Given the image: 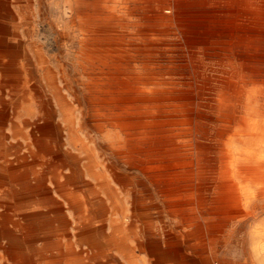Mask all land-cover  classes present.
<instances>
[{
	"label": "rangeland",
	"instance_id": "obj_1",
	"mask_svg": "<svg viewBox=\"0 0 264 264\" xmlns=\"http://www.w3.org/2000/svg\"><path fill=\"white\" fill-rule=\"evenodd\" d=\"M127 1L73 0V11L65 14L63 0H0V52L5 56V64L0 67V104H7L8 119L12 115L18 122L0 125L7 136L3 143L9 147V151L0 154V222L7 215L26 224L25 213L16 212L20 206L25 211L42 210L44 214L40 217H43H37L35 223L49 219L58 227L59 222L54 219L65 215L71 226L77 228L73 218H79L82 213L71 202L76 198L84 203L88 237L92 233L93 239L99 241L109 237V226L120 228L136 254L149 255L147 264H166L158 260L156 251L138 244L149 239L160 249L177 253L178 259L181 254L183 264H264L261 260L255 262L251 251L256 235L257 243L264 244V192H255L247 186L246 192L239 193L240 199L237 193L220 192L207 183L200 192L187 188L176 194L181 196L166 202L145 175L121 155L130 143L126 132L133 133L137 128L134 121L121 122L113 128L96 123L92 112L93 104L106 101L122 104L126 100L139 102L148 98L182 103L187 111L184 117L152 125L173 128L171 138L167 136V139L178 145H190L188 151H204L198 160L194 157V164L201 173H215L220 159L213 153L212 145L230 131L218 128L213 120L218 95L234 92V103L244 104L245 97L255 88L254 93L257 97L261 95L264 102V82L253 85V75L241 69L240 58L244 52L264 54V45L227 44L225 38L233 31L227 28L231 24L223 22L254 21V18L262 21L264 0H160L171 9L173 4L189 5L188 11L177 12L191 14L184 18L185 23L175 18L173 10L168 13L170 18L155 20L153 13L148 12L150 3ZM251 28L250 33L264 37V26ZM195 35L200 40L193 42ZM107 74H115L112 76L115 82L111 84L117 85L100 80L109 77ZM224 79L244 81L230 86ZM139 81L144 85L136 83ZM178 128L187 129V134L182 136L181 130H175ZM71 139L80 141L82 147L74 146ZM233 144V149L240 146ZM89 157L103 171L105 180L90 177L85 167ZM2 179L10 183H1ZM108 189L113 198L107 194ZM32 192L38 196H32ZM170 201L184 203L180 208H170ZM49 202L59 204L61 211L54 212ZM2 227L0 264H17L8 254L20 251L10 246ZM8 227L12 229L11 225ZM15 232L19 234L18 230ZM79 233L76 231L72 238L76 252L71 251L69 264H85V253L90 264H127L108 242L99 257L93 244L85 246V252ZM59 240L62 244L66 242V238ZM32 247L34 252L25 258L29 264H39L44 256L57 253L48 252L44 239L37 240ZM40 250L47 252L42 255L37 252ZM171 262L167 264L174 263Z\"/></svg>",
	"mask_w": 264,
	"mask_h": 264
},
{
	"label": "bare ground",
	"instance_id": "obj_2",
	"mask_svg": "<svg viewBox=\"0 0 264 264\" xmlns=\"http://www.w3.org/2000/svg\"><path fill=\"white\" fill-rule=\"evenodd\" d=\"M72 1L73 0H63L62 8L65 11V14L71 13L73 11L75 4H73L74 2L72 3ZM139 1L142 4L150 3V5H151L150 10L151 11H148V12L153 13V17L155 18V20H163V19L166 20L167 18H170L168 13H170L171 10H173L175 18L182 20L181 21L182 23L186 22V21H184V18H188L191 15L188 12L187 13H180V14L177 13L178 10H181V11L187 10L188 11L189 9H191V7L189 5L186 6L183 4H173V8L171 9V8L167 7V3L165 2L166 0L165 1L139 0ZM238 2H240V1H238ZM132 4H134V3H132ZM114 6H113V8H114ZM95 7H98V5ZM95 7H94V9H95ZM123 8L124 7H122V9ZM78 9H79V7H78ZM85 9H87V8H85ZM80 11H81V8H80ZM93 12H96V11H93ZM93 12H91V13H93ZM238 12H240V11L238 10ZM226 15H227V13H226ZM234 16L235 15H233V18H234ZM90 17H93V15ZM214 19H216V18H214ZM253 20L254 21H232V22H230L228 20V21L223 22L224 25L231 24L230 28L229 27H227V28L231 29V31H233V32L228 34V38H225L227 44H233L234 43V46H236L235 43H238L241 46L249 45V47H251L252 45H254V46L255 45L256 46L257 45H264V37L254 35V34H257L255 32L250 33V29H252L251 28L252 26H261V27L264 26V14L262 15V18H261L262 21H255V18ZM90 33H92V32H90ZM99 33H101V32H99ZM187 40H192V39H187ZM197 40H200V39L197 38V35H195L193 42H195ZM215 40H217V39H215ZM218 42L219 43H225L223 41H218ZM123 45H125V44H123ZM104 46L109 47V45H107V46L104 45ZM116 46H119V45H116ZM125 46H127V45H125ZM144 46H146V44ZM154 46H157V45H154ZM162 46H163V44H162ZM223 47H225V46H223ZM82 48H83V46H82ZM93 48H96V47H93ZM116 48H118V47H116ZM209 50L211 51V49H209ZM212 51H214V50H212ZM222 52H224V51H222ZM234 54H237V53H234ZM243 54L244 55L240 56L242 63H243V68L241 67V69L245 70L246 73L253 75V77H252V84L253 85H257L256 83H259V84L263 83L264 82V54L250 55L247 52H244ZM223 56L227 57V55H223ZM4 58H5L4 54H1V52H0V67L1 68L5 64L4 63L5 61H3ZM229 58H231V57H229ZM122 59H124V58H122ZM226 59H228V58H226ZM114 62H113V64H114ZM85 63L86 62H84V64ZM9 65H10V63H9ZM118 65H119V63H118ZM155 72H158V71H155ZM242 74H241V76H242ZM113 75H115V74H113ZM113 75H108L109 77H105V78L102 77V78H100V80L108 81L109 85H112V86L117 85V84H111V83L115 82V79L113 80V77H112ZM116 75H118V74H116ZM132 75H136V74H132ZM150 75H152V74H150ZM90 76H92V75H90ZM96 76H98V75H96ZM224 76H225V73H224ZM190 79H192V78H190ZM98 81H99V78L96 77L95 82H98ZM243 81L244 80H241V79H237L236 82L233 79L225 80V82H227L230 86H232L234 84L239 85ZM139 82H136V83L137 84L142 83V81L140 83ZM143 82H146V81H143ZM189 82H191V81H189ZM195 82H197V81H195ZM152 83H154V82H152ZM48 84H51V83H48ZM89 84H91V83H89ZM171 84H172V82H171ZM185 84H184V86H185ZM228 84H227V86H228ZM127 85H128V83H126L124 86H127ZM246 86H247V88L249 87L248 85H246ZM94 87H95V85H94ZM107 88H109V87H107ZM113 88H115V87H113ZM254 89L245 97L244 104H239L240 102L238 104L234 103V100H235L234 92H233V94L226 93L225 95L224 94L218 95V97L216 99V105H215L216 111L214 112L216 114H214L213 120L216 123V126H218V128H220V129L223 128L224 131H228V130H230V131H229V134H225V135L220 134L222 136L221 140L220 141L217 140L215 142V144L212 145L213 153H215V152L217 153V155L219 156L218 158L220 159V163L217 166L218 170L215 173H209V174L199 172L197 165L195 166V164H194V157L196 158V160H198L201 156L204 155V153H203L204 151H201L198 149H197L198 151H192V150L188 151L187 147H190V145H187V147L185 145H178L175 142H173V140L167 139V136H169L171 138V130H174L173 128L166 127V126H160V127H154L153 126V125H156L158 123H162L161 121H165V120L169 121L171 119H178V118L184 117L187 114V111H186V109L183 108L184 106H182V103L180 104V103L173 101V100H167V103H165V101H166L165 99L159 100V101H157V100H151L150 101L148 98L140 99L139 102L141 101L142 103L126 100L125 102H122V104L117 103V102H114L112 104H109V103L107 104V101H106L105 104L104 103L102 104L101 102L98 105L93 104L92 107H94V108H93L92 112H93V115H95V117H96V120H94V121H96V123L98 122L99 124L101 123L103 125L107 124V126H111L113 128H117V126L121 122L123 123L126 121L125 123L129 124L130 122L128 123V121H134L137 128L135 129V131L133 133L129 132V131L126 132L127 139H129L130 143L126 147V149H125L126 151L122 152L121 155L125 156L126 162L129 165L135 166L137 168V170H139V172H141L143 175H145V178L152 185H154L157 188L159 194L161 195L162 198H164L166 200V202H167V199H169V198L181 196L180 194L184 191H187V188L188 189L192 188L196 193L200 192V191L204 190L207 183H212L214 185L215 189H217L220 192L237 193L238 198L240 197V199H241L242 197L239 196V193L240 192H242V193L246 192L245 190H246L247 186L255 189V192L258 191L261 194H263V192H264V104H263L264 102H263L261 95H260V97L256 96V93H254L255 92ZM227 90H229V88ZM241 92H242V90H241ZM157 94H159V93H157ZM261 102H263V103H261ZM206 105H209V104H206ZM104 110H105V113H104ZM197 124H198V122H197ZM204 124H205V122H204ZM0 125H3V124L0 123ZM225 128H227V129H225ZM175 130L180 131L181 128H178ZM183 131H186V132L183 133ZM181 132H182V136H183L184 134H187V129H182ZM206 134H207V132H206ZM217 135H219V134H217ZM175 136H178V135L176 134ZM221 136H219L218 139ZM6 137L7 136L4 133V131L2 129H0V154H4L5 151L9 149V147L7 148L6 145L3 143L4 139ZM212 137H213V135H212ZM181 138H184V137H181ZM135 139L138 142L133 143V141ZM71 142L76 147H82V143L76 139H71ZM187 143H190V142H187ZM233 143H238L240 146L233 149L232 148V145H234ZM14 150H16V149H14ZM18 152L17 153L15 152L16 153L15 155H17ZM131 153L135 156H133ZM7 160H8V158H7ZM9 161H11V160H9ZM13 162H15V161H13ZM85 167H86L87 172L90 174V177H92L93 179H95V180L102 179V181L105 180L104 179L105 174L103 173V171L99 170L97 163L95 161H93L90 157H89V163ZM97 168L99 170L98 172L96 171ZM44 175H46V174H44ZM102 183H110V182L104 181ZM195 183H202V185H200L201 187H197V185ZM203 183H205V184H203ZM192 189H191V191H193ZM108 191H109V189L107 190V194L111 198H113L112 192H110V191L108 192ZM188 191H190V190H188ZM177 193H180V194L176 195ZM184 196H185V194H184ZM186 196H188V195H186ZM236 198H237V196H236ZM240 199H238V200H240ZM182 201L179 203H175V202L170 201V203H168V207L180 208L182 206V204L184 203ZM71 202H73V204H75V207L78 208L79 212L82 213V215L79 218H77V219L73 218V221H75V223H78L77 228L74 226H71V222L67 219V217L65 215H59V216H57L56 219H54L55 221L59 222L58 227H56L51 222L52 220L50 221L48 218H47L48 220H46L47 222L35 223V220L37 219V217L39 218L40 215H43L44 213H41L42 212L41 209H37V208L34 209L33 207H32L33 209H31V208L29 210L26 209L27 211H25V209L20 207V206H18V208L16 209L17 210L16 212L19 214L22 213V215H23L25 213V215L23 217L26 220V224L21 223L19 220H14L10 216H7V215L2 216V219L0 222V225L3 226L2 227L3 228L2 234L4 233L3 235L7 237V239L10 242V246L17 248V250L20 251L19 253H15V254H13V253L8 254V255H10L11 261H14L17 264H29V263H27L28 261L27 262L25 261V258L28 256V253L33 250L32 248H34V247H32V244H34V242H36L39 239H44L46 247L49 248L48 252L53 253V251H56L57 253H56V255H50L47 257L44 256L43 258H41L40 261H38V263L39 264H69L70 263L69 260L71 257V251L73 250L72 238H73L74 234H76V231H79L80 232L79 233L80 234L79 239H82V241H84L82 234H83L84 230L87 229L86 228L87 225H86L85 217H84V212H85V208L83 206L84 203H81L76 198H75V200L71 199ZM49 203L51 204V202H49ZM36 206H34V207H36ZM52 206H54V208H55V209H53V211L55 210L54 212L58 213L61 211V209L59 208V204H55ZM39 212H40V214H38ZM16 216H17V214H16ZM41 217H43V216H41ZM112 222H110V223H112ZM8 225H11L12 229H10L8 227ZM43 228H46V229L42 230V232H41V229H43ZM115 229L116 228H114V227L112 228V230H115ZM118 229H116V230H118ZM16 230L19 231V234H17L15 232ZM54 237H57V238H54ZM261 237H262V235H261ZM58 238L59 239L60 238H66V242L62 244ZM52 239H54V240H52ZM257 239L258 238L256 235L254 237L253 241L251 242L252 243V245H251L252 256H253L254 261H255V259L264 261V258H263L264 244H261V245L258 244ZM32 252H34V251H32ZM37 252L42 254V255H45L47 251L42 252L40 250Z\"/></svg>",
	"mask_w": 264,
	"mask_h": 264
},
{
	"label": "crops",
	"instance_id": "obj_3",
	"mask_svg": "<svg viewBox=\"0 0 264 264\" xmlns=\"http://www.w3.org/2000/svg\"><path fill=\"white\" fill-rule=\"evenodd\" d=\"M1 84H2V82H0V85ZM7 109L8 110L10 109V107H8L7 104H3V103L0 104V123H2V122H3V124L18 123L17 120L15 119V117L12 115L8 119V113L6 111ZM2 180H3V182L1 181V183H10V182L5 181L4 179H2ZM30 194L32 196H38L34 192H32ZM112 228H113L112 226H109V229H110L109 237H107L106 239L101 238L99 241L97 239H93L92 233H90V235L88 237L87 230H84V232H83L84 251L86 252V250H87V248H85V246H89V245L93 244L97 250L96 256L99 257L100 251H102L101 249L103 248L105 242H108L110 245L114 246L115 250L122 256V258L127 262V264H147V260H149V255L146 256L144 254H142V255L136 254L134 247L130 243L129 238L127 237L126 233L120 228L118 229L117 227H114V228L118 229L120 232L116 229L112 230ZM75 236H76V234H74V237ZM138 244H144L150 249V251H156V255H157L158 260H160L162 262H166V264H167V262H171V261L174 262L173 264H183L182 260H181L182 259L181 254H179V256H178L179 259H178L177 253H174L172 251H167V248L164 250L160 249V246L157 245L156 242L154 243L153 240H151V239H149L145 243L138 241ZM75 246H76V244L73 245V252H76ZM84 261H85V264H90L86 260V253L84 254Z\"/></svg>",
	"mask_w": 264,
	"mask_h": 264
}]
</instances>
